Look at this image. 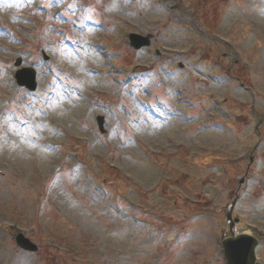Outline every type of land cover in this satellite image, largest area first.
I'll use <instances>...</instances> for the list:
<instances>
[{"label": "rangeland", "instance_id": "rangeland-1", "mask_svg": "<svg viewBox=\"0 0 264 264\" xmlns=\"http://www.w3.org/2000/svg\"><path fill=\"white\" fill-rule=\"evenodd\" d=\"M34 2L0 0V264H226L221 239L236 198L237 230L258 236L264 264V0ZM132 32L152 34V45L134 50ZM118 42L124 55L112 57L108 73L100 48ZM74 52L86 60L75 62ZM22 56L43 98L55 89L46 113L13 82ZM50 64L75 69L68 88L53 84ZM159 94L158 106H186L177 119L147 111L140 97ZM26 113L36 122L22 126ZM33 135L60 147L47 150ZM60 169L66 177L51 184ZM96 184L110 191L101 201L88 190ZM119 200L130 213L146 210L150 224L108 214ZM19 231L36 253L17 246Z\"/></svg>", "mask_w": 264, "mask_h": 264}, {"label": "water", "instance_id": "water-1", "mask_svg": "<svg viewBox=\"0 0 264 264\" xmlns=\"http://www.w3.org/2000/svg\"><path fill=\"white\" fill-rule=\"evenodd\" d=\"M134 37L140 38L139 36H132L133 44L139 48L146 44V41L142 43H137L136 39ZM148 43V42H147ZM32 74H28L29 79H27L22 72L25 71H19L17 74V78L19 79V82L21 84H25L29 86L30 88H35L36 84L34 82V73L33 71L29 70ZM232 210L231 209L228 213V218L231 221V229L233 236L225 238L223 240V246H224V252L227 259L228 264H257L256 261V252L255 248L257 246V239L251 235L248 234H236L234 227H235V221H238V219L233 220L232 218ZM18 243L20 246L26 248L35 250L37 247L30 243L24 236L19 235L18 236Z\"/></svg>", "mask_w": 264, "mask_h": 264}]
</instances>
